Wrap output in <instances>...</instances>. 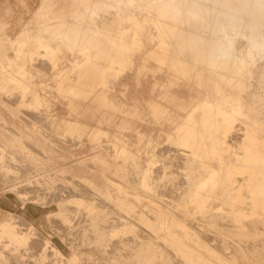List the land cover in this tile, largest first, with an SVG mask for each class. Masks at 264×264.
I'll use <instances>...</instances> for the list:
<instances>
[{
  "label": "bare ground",
  "instance_id": "6f19581e",
  "mask_svg": "<svg viewBox=\"0 0 264 264\" xmlns=\"http://www.w3.org/2000/svg\"><path fill=\"white\" fill-rule=\"evenodd\" d=\"M3 89L32 123L0 94L1 188L59 197L38 216L7 197L1 244L84 212L99 264H264V0H0ZM56 139L86 148L61 154Z\"/></svg>",
  "mask_w": 264,
  "mask_h": 264
},
{
  "label": "rangeland",
  "instance_id": "374dc122",
  "mask_svg": "<svg viewBox=\"0 0 264 264\" xmlns=\"http://www.w3.org/2000/svg\"><path fill=\"white\" fill-rule=\"evenodd\" d=\"M3 90H4V92H3ZM2 91L0 90V94H2V96H4V100L6 101V102H8L14 109H16L17 111H19L20 113H21V115L23 116V120L24 121H21V122H19V123H21V124H25L26 123V121H27V119H28V121H27V123H32V117H31V115H29V114H31V111H30V109L28 108V106H20V105H18V102L16 103V100H17V97H16V100H15V98H14V100L12 99L13 97H15V96H17V95H15V96H13L14 94H18V92H19V90L18 89H13L14 91H12V90H10V89H3ZM16 90H18V91H16ZM12 92V93H9V95L10 94H12V95H10L11 97L10 98H8L9 96H8V92ZM1 92H3V93H1ZM7 93V96H5L6 95V93ZM14 93V94H13ZM6 98H8V99H10V101L7 99L6 100ZM19 99V98H18ZM14 103V104H13ZM27 107V108H26ZM20 108H23V109H25V110H21ZM30 111V112H28V111ZM25 111V112H24ZM27 112V113H26ZM29 113V114H28ZM29 115V116H28ZM26 120V121H25ZM0 124H2V122H0ZM38 124H40V122H38ZM54 139V138H53ZM55 140V139H54ZM56 140H59V143H57L56 145H57V148H58V153H61V154H64V153H75L76 151H81L82 149H85L86 148V143H87V141H84L83 143H80V144H78V145H75V146H69L67 143H65L63 140H61V139H56ZM61 146H63V147H61ZM69 161H74V159H73V157L71 156V157H69L68 159H66V163H69ZM89 163V162H88ZM94 164V168L92 167L93 166V164ZM91 164V165H90ZM90 166H88L89 168L87 169V171H91L92 173H94V174H92V176H93V179H94V184H96V185H98V183L99 184H101L102 186H103V183H102V181H103V178H101L102 180H101V183H100V181L98 180L99 179V174H101V172H100V169H99V167L97 166V164H96V162L95 161H91L90 162ZM21 165V166H20ZM20 165H17V170H19L20 169V171H21V173H30L32 170H31V166H30V163H29V165L26 163V165H24V166H26V168L25 167H23V165L22 164H20ZM27 165L28 166H30L29 168H27ZM96 166H97V168H96ZM23 171H22V170ZM27 169V170H26ZM26 171V172H25ZM3 176L2 175H0V179L2 178ZM3 184H4V179L2 178L1 180H0V205L1 206H6V204H7V201H8V198H12L18 205H20L21 204V202H22V200H19V199H21V198H19V196L21 195L20 193H22V194H24L25 196H27V199L29 198V196H30V198L31 197H33L34 195H37V200H34V201H36V202H34V201H31L32 199H34L36 196H34L31 200H30V198L28 199V206L31 208V210H32V212H33V214H35L36 216H38V215H42V213L44 212V210L46 211L47 209H55L56 207H57V205H58V202L57 201H55L57 198H56V196H58L57 195V193L55 194L53 191H46L45 190V194H44V190L42 191V189L40 190V189H36V188H40V186H36L35 184H29V183H27L26 185H22V186H20V189H18V190H16V191H12V190H9V189H7L6 187L4 188H1L2 186H3ZM27 185H29L28 187H29V190H28V188H27ZM32 186H33V188H32ZM78 186H80V185H78ZM78 186H76L77 188H79ZM36 187V188H35ZM21 188H22V190H21ZM81 188V187H80ZM35 189L38 191V192H42L41 194H42V198L41 197H39V196H41V194L40 193H38L37 191L35 192ZM32 190V191H31ZM21 191V192H20ZM23 191V192H22ZM25 191H27V192H25ZM34 191V192H33ZM87 191H89V192H87ZM90 189H86V192L84 193V194H82V193H80V191H79V193L80 194H82V195H84L85 197H91V199L94 201V202H96V204L97 205H99V204H101L100 206L102 207L103 205V201H101L100 199H98L97 198V194L94 192V191H91ZM20 192V193H19ZM30 192L32 193H34L32 196L30 195ZM48 192V193H47ZM50 192H52V193H50ZM67 192V190L65 191V193L63 194V193H60V196H62L61 194H63V197H67L66 195H68V197L70 196V194L72 193V194H75V192L74 191H72V190H68V194L66 193ZM93 192L95 193V194H93ZM19 193V194H18ZM25 193H27V195L25 194ZM28 193H29V195H28ZM37 193V194H36ZM49 193L52 195V196H50L49 195ZM89 193V194H88ZM16 194H17V196H16ZM38 194H39V196H38ZM45 195H47V196H45ZM49 195V196H48ZM53 195H55L54 197H53ZM93 195V196H92ZM11 196V197H10ZM8 197V198H7ZM17 197V198H16ZM38 197H39V199H38ZM45 197V198H44ZM50 197L51 199H48V198ZM53 197V198H52ZM59 197V196H58ZM88 197V198H89ZM19 198V199H18ZM44 198V199H43ZM55 198V199H54ZM43 199V200H42ZM54 199V200H53ZM6 200V201H5ZM38 200H41L40 201V203H39V201ZM47 200V201H46ZM48 200H50V201H48ZM53 200V201H52ZM38 201V202H37ZM43 201V203H41ZM100 201V202H99ZM46 202V203H45ZM99 202V203H98ZM102 202V203H101ZM103 208V207H102ZM80 214H82V216L80 215V214H78V215H80V219L76 216V214H74L75 215V217H73V215H72V222L74 223V219L75 218H77V222L75 221V223H74V225H73V223L72 222H70L71 224H70V226L68 225V224H66L67 225V229H66V225H65V223H64V221H62L61 219H59V217H58V219L56 218V215L54 214V213H52L53 215H51L53 218H54V221H53V218H43V223H41V224H39L40 225V227H39V225H38V229L37 230H35L36 232V234H34L33 233V235L31 234V236H34V237H32L31 239H32V241H30L31 239L29 238V243H26L25 245H27L26 247H25V245H24V248H22L23 247V245H22V247H21V245L18 247V249H19V251H25L27 254H25V253H23V252H19V253H17V250L18 249H10V248H8V247H6V246H4L3 244H1V242H0V251H1V253H0V255L2 256V259H4V261H5V263L6 264H10L12 261V263H14L15 262V264H20L19 263V261L18 260H20L21 261V263H23L25 260V262H24V264H30L29 262H32L31 264H33V262H37V263H34V264H38L39 262L40 263H45L46 264V261L47 262H49V261H52V262H56V260H57V262H59V261H61L60 260V258H58V255H59V257L61 256V257H63V259H65L67 256H69V255H71V253H73V251L74 250H82V251H85V252H93L94 254L90 257L89 256V258H94V260L92 259H86L85 257L87 256H84V258L87 260L86 262L87 263H85V259L83 258V260H84V264H96L98 261V263L97 264H99L100 263V260H102V259H100V257L98 256V254H97V251H96V248L94 247L93 248V244L92 243H89V239H87L88 238V234H85V231L83 230L84 229V226L83 225H85V224H83L84 223V219H85V214H84V212L82 213V212H79ZM55 218H56V220H55ZM74 218V219H73ZM84 218V219H83ZM48 219H50V221L51 222H48L49 220ZM79 219V220H78ZM83 221H82V220ZM47 220V221H46ZM56 221V222H55ZM79 221V222H78ZM82 221V222H81ZM39 222V221H38ZM52 222H55L54 224L52 223ZM61 223V222H63V223H61V224H63L62 226L63 227H65V228H63L59 223ZM116 222V221H115ZM47 223V224H46ZM78 223H80V224H78ZM117 223V222H116ZM51 224H53V226L51 225ZM57 224H58V226H57ZM24 224H21V225H19L20 227H21V229H23L22 227H26V226H23ZM65 225V226H64ZM78 225H79V227H78ZM80 225H82V226H80ZM52 226V227H51ZM54 226H56V227H54ZM72 226V230L71 229H69V227H71ZM62 227V229L64 230V229H66V230H64V233L65 232H67L65 235H64V233L62 232L63 230L62 229H60ZM75 227H77V228H79L78 230L76 229L75 231H74V229L73 228H75ZM52 228H55V229H52ZM80 228L83 230V231H81L80 230ZM41 230V232H39ZM45 230V231H44ZM62 232V233H60V231ZM79 230L81 231L80 233L81 234H79ZM38 231V232H37ZM58 231V232H57ZM68 231H71V233L70 232H68ZM72 231H74L73 233L76 235H73V233H72ZM77 231V232H76ZM48 232V233H47ZM55 232V233H54ZM40 233H42V234H40ZM45 234V235H44ZM49 234V235H48ZM58 234H60V236H62L61 238H60V236L58 235ZM62 234V235H61ZM77 234H79V235H77ZM40 235V236H39ZM70 235V236H69ZM81 235V239L79 238V240H77V238L79 237ZM39 236V237H38ZM48 236V238H46ZM69 237V238H65V237ZM73 236V238H72V240L70 239V237H72ZM83 236H85V239H84V237ZM38 237V238H37ZM44 237L46 238V239H48L49 240V245H52L51 243L53 242V246H48V248H47V251H45V252H48L49 254H48V256H47V253H43V251H44V246H45V244L43 243L44 241H45V243H46V239H44ZM75 237V238H74ZM37 239V241H36V239ZM40 238V239H39ZM43 238V240H41ZM70 239L71 240V242L69 241H67V240H65V239ZM62 239V240H61ZM83 239V240H82ZM52 240V241H51ZM77 240V241H76ZM85 240V241H84ZM88 242H87V241ZM42 243H41V242ZM64 241V242H63ZM72 241H76L75 243L74 242H72ZM80 241H82V242H80ZM217 241H218V243H219V240L217 239ZM77 242H78V244H77ZM33 244V245H31V244ZM39 243L42 245V246H38L39 245ZM67 243H69V244H67ZM70 243H71V247H70ZM73 243V244H72ZM36 244V245H35ZM76 245L74 248L72 247L73 245ZM68 245V246H67ZM93 245V246H92ZM29 246V247H28ZM30 246H34L33 248L34 249H32V247H30ZM92 246V247H91ZM42 247V249H40ZM28 248H31L30 249V251L32 250H35V249H38L37 251L35 250V253L33 252L32 253V251L30 252L29 250H28ZM53 249V250H51V249ZM56 248V249H55ZM72 248V249H71ZM7 249V250H6ZM39 249L42 251V253L44 254L43 256H41L40 254H39ZM57 249L60 251V253H58L57 252ZM4 250L6 251V252H4ZM27 250V251H26ZM55 250H56V252H55ZM41 251H40V253H41ZM51 251V252H50ZM9 252V253H8ZM28 252H30L31 254H34V256L36 257L37 255L39 256V258H38V256L35 258L33 255H31V254H29L30 255V258L28 259V258H26V256H29L28 255ZM37 252H38V254H37ZM6 253H8V254H6ZM13 253H15V254H13ZM16 253H17V255H19V257L16 255ZM51 253H55V254H51ZM6 254V255H5ZM24 254V255H23ZM51 254V255H50ZM57 254V255H56ZM54 255H56V257L54 256ZM12 256V257H11ZM23 258H22V257ZM32 256V257H31ZM46 257L48 260H46V261H41V260H45L43 257ZM9 257H11V259L9 258ZM21 257V258H20ZM50 257H52L51 259H50ZM56 259H55V258ZM16 258H17V260H16ZM96 258V259H95ZM34 260V261H31V260ZM38 259H40V260H38ZM50 259V260H49ZM11 261V262H9V261ZM29 260V262L27 263V261ZM93 261V263L91 262V263H89V261ZM52 262H49L50 264H57V262L56 263H52ZM11 263V264H12ZM39 263V264H40ZM43 263V264H44ZM49 263H47V264H49ZM58 264H60V262L58 263Z\"/></svg>",
  "mask_w": 264,
  "mask_h": 264
}]
</instances>
